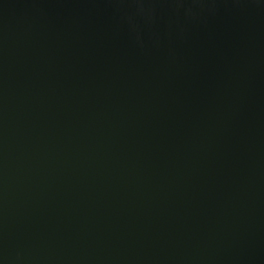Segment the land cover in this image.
I'll return each mask as SVG.
<instances>
[{"label":"water","instance_id":"95a60500","mask_svg":"<svg viewBox=\"0 0 264 264\" xmlns=\"http://www.w3.org/2000/svg\"><path fill=\"white\" fill-rule=\"evenodd\" d=\"M0 264H264V0H0Z\"/></svg>","mask_w":264,"mask_h":264}]
</instances>
